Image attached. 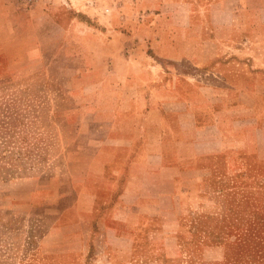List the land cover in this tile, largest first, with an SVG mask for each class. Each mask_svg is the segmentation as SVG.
<instances>
[{"label": "rangeland", "instance_id": "rangeland-1", "mask_svg": "<svg viewBox=\"0 0 264 264\" xmlns=\"http://www.w3.org/2000/svg\"><path fill=\"white\" fill-rule=\"evenodd\" d=\"M166 1L168 4L157 18L159 22L175 23L189 15L190 20L201 26L210 19L211 14L202 11L207 8L204 5L181 14L177 7L179 0ZM200 1L203 2L199 4L209 3ZM12 2L17 12L30 11ZM143 2L120 0L119 6L116 0H97L101 11L94 15L101 21L123 22L121 31L129 33L132 22L148 19V12L136 9ZM252 4L259 8L258 0H252ZM77 15L76 21L89 16L88 13ZM231 15L236 23L244 21L242 12L217 16L227 21ZM246 19L256 29L249 33L240 27L225 29L221 39L226 43H213V30L198 26L188 28L181 43L159 46L161 50L157 46L133 44L132 40L118 48L95 45L91 50L95 55L92 61L86 58L83 44L87 30L77 25L64 34L55 28V33L49 31L47 35L36 36L41 43L36 45H27L28 39L23 35L15 36L8 59H0V264H72L66 256L78 245L63 239L70 231L58 230L55 222L59 211L73 199L66 176L68 154L85 144L79 128L86 127V119L101 115L100 87L109 67L122 70L124 59L140 54L152 58L158 70L195 75L218 70L224 63L223 67H227V61H211L219 56L243 58L245 53L261 52L263 56L251 60L250 65L264 69V30L258 29L259 22L264 23V13L248 14ZM142 31L135 30L141 37ZM151 36L162 41L167 37L161 28ZM251 36L252 40L244 45V37ZM205 37L212 39L201 44L199 40ZM3 40L0 36V50ZM162 52L168 57L180 55L182 59L164 60L160 58ZM108 58L120 62L113 61L112 65ZM90 64L96 72L92 79L85 76V68ZM228 68L238 69V66ZM90 85H95L97 91H84ZM255 95H262L264 111V91ZM239 114L242 113L236 110L235 116ZM235 157L234 152L217 156L207 178L191 188L187 196L173 205H156L150 234L136 238L132 253H127L125 242L108 238L112 246L126 252L106 260L99 254L101 237H97L88 261L92 264H264V164L252 160L245 165L241 157L238 160ZM55 189L64 194L57 204Z\"/></svg>", "mask_w": 264, "mask_h": 264}, {"label": "crops", "instance_id": "crops-1", "mask_svg": "<svg viewBox=\"0 0 264 264\" xmlns=\"http://www.w3.org/2000/svg\"><path fill=\"white\" fill-rule=\"evenodd\" d=\"M199 2L203 1L179 0L178 11L190 13L204 5L207 8L202 11L211 14L206 25L199 26L189 15L175 23L170 20L159 22L157 18L168 2L145 0L136 9L148 12V19L135 20L129 26L132 31L124 33L121 31L123 22L96 19L94 12L101 11L97 0H38L25 13L17 12L12 0H0V36L4 38L0 59H8L12 39L17 35L25 36L27 45H36L41 44L36 36L47 35L49 31L55 33V28L64 34L75 25L87 30L83 44L85 56L90 61L92 56L95 57L91 52L95 45L118 48L132 40L133 44L157 46L161 50L159 46L164 48L169 43H181L186 30L198 26L213 30L215 38L212 42L222 44L226 43L221 39L225 29L240 27L249 33L256 27L246 15L264 13V0H258L259 8L253 6L252 0ZM119 3L120 0H116L120 6ZM237 12L244 14L241 24L233 21V15L227 21L217 16ZM81 13L89 16L76 21L74 18L77 14L83 15ZM258 25V29L264 30V23ZM160 28L167 35L164 41L151 36ZM135 30H143V36ZM248 38L244 37V45L253 37ZM211 39L205 37L199 41L205 44ZM160 54L164 60L182 59L180 55ZM262 56L261 52L245 53L243 58L219 56L211 61H227V67H223L226 66L224 63L218 70L195 75L158 70L152 58L140 54L124 59L122 70L114 71L109 67L100 87L103 94L101 115L86 119V127L79 128L85 144L77 152L68 154L66 176L73 199L59 211L55 222L58 230L70 231L63 239L78 245L75 250L68 249L71 254L66 256L67 261L92 264L88 260L93 255V240L97 237H101L99 254L106 260L126 252L112 246L108 238L125 242L129 248L127 253H132L136 238L150 234L155 206L161 203L173 205L187 196L191 188L198 187L207 178L217 156L234 152L235 158L241 157L245 165L252 160L264 164L262 95H255L264 91V69L250 65L251 60ZM110 60L112 65L115 64L113 61L120 62L119 59ZM235 65L238 69L228 68ZM93 72L91 64L85 68L86 77L92 79ZM94 87L85 86L84 91H97ZM241 96L243 100H240ZM236 110L242 114L235 116ZM56 191L55 204L64 199V194ZM82 237L83 241L80 240Z\"/></svg>", "mask_w": 264, "mask_h": 264}, {"label": "built area", "instance_id": "built-area-1", "mask_svg": "<svg viewBox=\"0 0 264 264\" xmlns=\"http://www.w3.org/2000/svg\"><path fill=\"white\" fill-rule=\"evenodd\" d=\"M14 2L20 9L30 10L36 5L38 0H14Z\"/></svg>", "mask_w": 264, "mask_h": 264}]
</instances>
